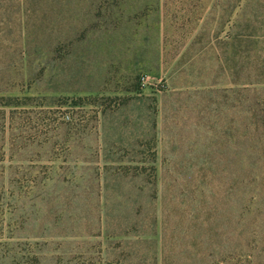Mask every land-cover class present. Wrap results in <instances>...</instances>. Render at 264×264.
<instances>
[{
	"label": "rangeland",
	"instance_id": "obj_1",
	"mask_svg": "<svg viewBox=\"0 0 264 264\" xmlns=\"http://www.w3.org/2000/svg\"><path fill=\"white\" fill-rule=\"evenodd\" d=\"M262 62L264 0H0V264H223L170 179L248 141Z\"/></svg>",
	"mask_w": 264,
	"mask_h": 264
},
{
	"label": "trees",
	"instance_id": "obj_2",
	"mask_svg": "<svg viewBox=\"0 0 264 264\" xmlns=\"http://www.w3.org/2000/svg\"><path fill=\"white\" fill-rule=\"evenodd\" d=\"M255 66L258 79L236 82L235 88L224 87L225 99L230 91L240 97L238 133L248 135V141L240 139L234 156L192 161L191 167L198 165L205 170L200 174L191 172L170 179L177 181L183 200L191 199L195 216L198 203L209 210L219 209L218 224H197L190 240L217 251L223 264H240L233 260L236 256L246 257L241 264H264V62ZM225 146V151L234 150L229 141ZM202 230L206 231L204 235Z\"/></svg>",
	"mask_w": 264,
	"mask_h": 264
},
{
	"label": "built area",
	"instance_id": "obj_3",
	"mask_svg": "<svg viewBox=\"0 0 264 264\" xmlns=\"http://www.w3.org/2000/svg\"><path fill=\"white\" fill-rule=\"evenodd\" d=\"M141 79H142V80H146V79H148V76L145 75V74H143V75L141 76Z\"/></svg>",
	"mask_w": 264,
	"mask_h": 264
}]
</instances>
